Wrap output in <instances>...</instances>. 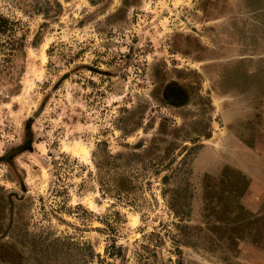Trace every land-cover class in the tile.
<instances>
[{
  "label": "rangeland",
  "instance_id": "obj_1",
  "mask_svg": "<svg viewBox=\"0 0 264 264\" xmlns=\"http://www.w3.org/2000/svg\"><path fill=\"white\" fill-rule=\"evenodd\" d=\"M0 15V264H264V0Z\"/></svg>",
  "mask_w": 264,
  "mask_h": 264
},
{
  "label": "trees",
  "instance_id": "obj_2",
  "mask_svg": "<svg viewBox=\"0 0 264 264\" xmlns=\"http://www.w3.org/2000/svg\"><path fill=\"white\" fill-rule=\"evenodd\" d=\"M8 20L0 15V30L7 24Z\"/></svg>",
  "mask_w": 264,
  "mask_h": 264
},
{
  "label": "flooded vegetation",
  "instance_id": "obj_3",
  "mask_svg": "<svg viewBox=\"0 0 264 264\" xmlns=\"http://www.w3.org/2000/svg\"><path fill=\"white\" fill-rule=\"evenodd\" d=\"M165 92H166V94H165V95H168L169 93H172V92H173V90H172L171 88H168V89H166V91H165ZM173 93H174V92H173ZM173 93H172V94H173ZM174 94H175V93H174ZM176 95H177V96H174V97H175V98H174V100H176V101H177V100H179V97H180V96H179V94H178V93H176Z\"/></svg>",
  "mask_w": 264,
  "mask_h": 264
}]
</instances>
